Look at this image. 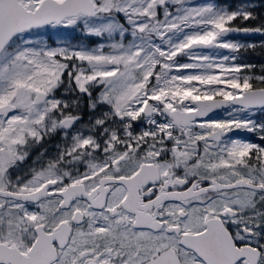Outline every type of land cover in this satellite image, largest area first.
<instances>
[{"label":"snow or ice","instance_id":"6c2138e0","mask_svg":"<svg viewBox=\"0 0 264 264\" xmlns=\"http://www.w3.org/2000/svg\"><path fill=\"white\" fill-rule=\"evenodd\" d=\"M258 46L251 0H0V264H264Z\"/></svg>","mask_w":264,"mask_h":264},{"label":"rangeland","instance_id":"374dc122","mask_svg":"<svg viewBox=\"0 0 264 264\" xmlns=\"http://www.w3.org/2000/svg\"><path fill=\"white\" fill-rule=\"evenodd\" d=\"M48 34H45V38H47ZM94 38H88L83 35L82 32L79 30L74 29H67V30H52L51 39L49 43L53 46L62 43H69L74 46H78L81 44H89L90 46H95L92 42ZM242 42L246 41L247 39L237 38ZM223 118H227L226 116ZM257 119H264V114H259Z\"/></svg>","mask_w":264,"mask_h":264},{"label":"trees","instance_id":"16d2710c","mask_svg":"<svg viewBox=\"0 0 264 264\" xmlns=\"http://www.w3.org/2000/svg\"><path fill=\"white\" fill-rule=\"evenodd\" d=\"M221 2L225 5H232L233 7H235L239 3H247L248 0H221ZM251 2L255 10L257 11V13L264 15V0H251ZM255 39L257 41L259 40L258 37ZM234 40H237V39H234ZM246 41H249V40H246ZM243 62L256 64L257 68L255 69V72L256 74H260V71H261L260 66L264 65V49H261L258 46L254 51L249 50L248 52L244 53Z\"/></svg>","mask_w":264,"mask_h":264},{"label":"flooded vegetation","instance_id":"af4514ba","mask_svg":"<svg viewBox=\"0 0 264 264\" xmlns=\"http://www.w3.org/2000/svg\"><path fill=\"white\" fill-rule=\"evenodd\" d=\"M216 115H217V114H216ZM232 135H234V136H238V137H240V138L247 139V140L257 141V138H256L255 135L252 134V133H247V132L237 131V132L232 133ZM257 142H258V141H257ZM57 143H59V138L50 141V142L45 146V147L49 150V152H50L52 155H55V153H56V145H57Z\"/></svg>","mask_w":264,"mask_h":264},{"label":"water","instance_id":"95a60500","mask_svg":"<svg viewBox=\"0 0 264 264\" xmlns=\"http://www.w3.org/2000/svg\"><path fill=\"white\" fill-rule=\"evenodd\" d=\"M231 38H242V39H247V40H249V39H252V37H244V36H233V37H231ZM214 115H216V114H214Z\"/></svg>","mask_w":264,"mask_h":264}]
</instances>
